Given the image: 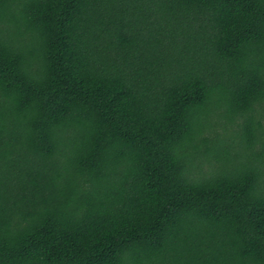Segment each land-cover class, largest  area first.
Wrapping results in <instances>:
<instances>
[{
	"label": "trees",
	"instance_id": "16d2710c",
	"mask_svg": "<svg viewBox=\"0 0 264 264\" xmlns=\"http://www.w3.org/2000/svg\"><path fill=\"white\" fill-rule=\"evenodd\" d=\"M263 118L264 0H0V264H264Z\"/></svg>",
	"mask_w": 264,
	"mask_h": 264
},
{
	"label": "rangeland",
	"instance_id": "374dc122",
	"mask_svg": "<svg viewBox=\"0 0 264 264\" xmlns=\"http://www.w3.org/2000/svg\"><path fill=\"white\" fill-rule=\"evenodd\" d=\"M262 124H263V126H264V118L262 119ZM220 127L219 126H215L211 131H206V133L205 134H211L210 136H213L214 135V133L215 132H218V131H220ZM221 134H222V132H220ZM220 134V135H221Z\"/></svg>",
	"mask_w": 264,
	"mask_h": 264
}]
</instances>
